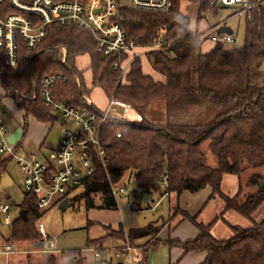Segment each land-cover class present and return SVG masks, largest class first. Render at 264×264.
I'll list each match as a JSON object with an SVG mask.
<instances>
[{"label": "trees", "instance_id": "1", "mask_svg": "<svg viewBox=\"0 0 264 264\" xmlns=\"http://www.w3.org/2000/svg\"><path fill=\"white\" fill-rule=\"evenodd\" d=\"M183 1L200 3L197 20L207 13L214 16L219 10L210 7L208 0H172L171 7L164 12L134 9L126 5V0H117L128 41L138 46L152 45L160 27L166 26L167 48L147 52L152 67L165 78L164 82L144 74L139 57L131 63L126 82H120L122 70L115 68L114 63H121L126 55L99 51L96 39L86 28L75 25L58 28L51 24L36 49H28L22 37H17L16 67L6 65L5 51L0 50L1 86L5 90L15 89L12 100L24 110L25 116L33 115L43 122L60 121L44 105L41 95L43 78L52 74L63 76L54 85L58 100L85 108L83 95L89 96L92 87L97 86L109 99L128 104L142 117L135 121L108 119L102 126L100 144L107 164L103 167L98 163L97 172L89 179L103 183L102 190H98L102 208H117V196L111 185H119L129 175L140 193L152 195L196 193L210 186L212 195L223 198L227 208L250 218L264 201V186L259 185L263 176L258 173L250 176L248 183L258 187L243 201L239 199L241 191L234 197L225 195L221 181L224 174L240 176L247 168L264 166V8L255 9L252 19H245L242 45L227 47L217 43L204 53L190 18L181 12ZM4 5L8 7L7 1ZM10 12L14 10L9 9ZM228 31L224 24L219 33ZM61 47L66 49L65 62ZM83 56L90 58V89L77 65L78 58ZM159 104L164 106L165 124L145 117L149 108ZM91 106L97 108L93 103ZM206 142L217 158V167L205 163L202 145ZM8 164L9 159L0 160V179ZM24 192L26 198L20 207L26 211V217L18 214L12 218L5 240L31 244L41 240L37 222L49 208L40 210L36 194ZM84 197L88 207H95L90 192ZM175 214H182L200 233L194 240H170L168 244L182 246L185 252H206L201 264H264V219L247 229L233 227V238L217 240L211 235L210 225L198 222L179 206ZM2 222L0 215V225ZM105 228L109 231L106 236L87 238V243L102 244L110 237L125 239L122 228L116 231L109 226ZM159 230V226L149 224L129 229L126 235L133 246L145 247L152 241L149 249L156 250L155 236ZM144 237L151 239L143 246L135 244V240ZM81 255L80 250L67 249L60 255L52 253L42 264H85Z\"/></svg>", "mask_w": 264, "mask_h": 264}, {"label": "built area", "instance_id": "2", "mask_svg": "<svg viewBox=\"0 0 264 264\" xmlns=\"http://www.w3.org/2000/svg\"><path fill=\"white\" fill-rule=\"evenodd\" d=\"M5 1L7 6L5 7ZM221 0H208L210 7H219ZM127 6L146 11H167L172 0H127ZM230 6L237 7L235 15L245 19H252L255 9L264 8V0H225ZM9 9L14 12L9 13ZM117 0H0V50L5 51V62L10 68L18 64L17 37L24 40L28 49H36L40 42L48 34V26L75 25L78 28H86L97 41V49L104 54L117 53L126 55L121 63H114V67L122 70L119 81H125L126 74L130 70L131 63L141 53L149 51L165 50L164 37L166 26H161L155 36L152 45L138 46L133 41H128L125 30L120 22ZM225 23L215 26L207 32H195L196 39L201 41L205 36L211 35V40L217 43L234 45L238 39L233 32L219 33ZM205 31V30H204ZM63 51L65 62L66 49ZM129 61L127 62V60ZM60 75L45 76L41 82V95L46 107H49L54 115L58 116L61 123H66L62 138L53 151L51 159L41 160L35 151L25 150L21 154L16 153L17 144H10L8 138L11 134L7 125L0 119V154L14 157L24 174V191L36 194L37 206L40 210H46L59 200L69 198L77 188H88L94 181L89 180L97 172L98 163L106 167L107 158L105 150L101 147L100 136L102 126L108 119H115L110 113L113 105L129 108V105L109 99L105 110L93 108L92 101L87 95H83L85 108L69 105L55 97L54 85ZM79 82V79H77ZM118 136L120 134L118 133ZM88 181V182H87ZM53 189V190H52ZM112 192L118 195L117 187L111 185ZM52 190V192H50ZM124 192L123 188L119 189ZM11 205L0 203V215L3 223L10 227ZM41 240L31 245L38 248L44 256L56 251L54 241L50 238L44 224L37 222ZM124 244L114 250L113 257L120 260L128 257L130 264H147L149 245L145 247L133 246L126 233ZM81 251V250H80ZM14 244L9 241L2 242L0 253L7 258L14 254ZM97 264H102V250L93 249ZM81 259L86 262V256L81 251ZM106 264H112L111 258Z\"/></svg>", "mask_w": 264, "mask_h": 264}, {"label": "rangeland", "instance_id": "3", "mask_svg": "<svg viewBox=\"0 0 264 264\" xmlns=\"http://www.w3.org/2000/svg\"><path fill=\"white\" fill-rule=\"evenodd\" d=\"M126 3H128L127 0ZM199 7V2L183 1L181 3V12L190 18L193 31L203 33L207 32V29L213 30L215 26L225 23L227 28L233 31V36L238 39L236 45H242L244 41L245 18L235 15L238 9L237 7L230 6L225 2V0H221L219 2V7H215V9H219L216 15L211 16L212 14L207 13L204 18L197 20ZM215 44L216 43L211 40V35L205 36L200 41V49L202 52H208L213 49ZM225 46L229 47L231 45L225 44ZM140 59L143 72L146 75L152 76L156 81L164 80V77L154 70L146 53H141ZM128 61L129 59L127 62ZM77 65L78 68L82 70L85 82H87V87L90 89L92 87L90 86V58L88 56L78 58ZM123 82L126 81L123 79ZM0 91V119L7 125L11 133L21 124L25 125L27 128L23 138L17 143L15 150L16 153L21 154L25 150H33L38 153L41 160H50L53 151L60 142L67 124L61 122H55L54 124L52 122L43 123L36 121L33 115L25 116L24 110L19 109L13 104L12 96L15 89L10 87L8 90H5L4 88L2 89L0 84ZM89 98L96 107L98 106L100 108V110H105L109 104V98L103 90L97 86L92 87V90L89 93ZM110 112V114L114 118H118V120L125 119L127 116H129L131 120H140L142 118L133 108H122L113 105ZM145 117L158 124H165L166 118L163 104H159L157 107L149 108V110L145 112ZM36 125H39V128L35 129ZM37 139H39V141L41 140L40 144H38L39 141H36ZM202 150L205 154V163L210 166H217V158L211 152L209 142L202 145ZM3 159H9V164L0 179V196L2 198V202H6L11 205L10 216L11 218H15L18 214H20V206L26 198L23 187L24 174L14 157L0 154V160ZM254 173L261 174L264 178V166L260 168H247L243 171L241 174L242 193L240 196L241 198L239 197L240 201L244 200V196L242 195L245 193H251L257 189L258 186L248 183L250 176ZM231 176L233 177V181H235L234 188L237 190V177L233 175L227 177ZM234 178L236 180H234ZM229 185L226 183L224 184V190L227 192H231L232 190ZM116 187L118 190V195L116 197V209H106L101 207L102 202L100 191H90V197L94 200L95 207H88L86 198L84 197L87 189L81 186L77 187L70 194L69 198L73 200L67 207L60 208L59 204H57L51 206L45 212V214L40 218V221L44 224L50 238L54 241L56 248L60 250H81L87 259L85 264H94L96 260L94 258L93 249L102 248V264H106V260L108 258L112 259V264H118L119 260L113 257V253L114 250L118 248L117 245L120 244L119 240L108 238L102 244H88L87 238L96 239L107 235L109 231L105 228V226H109L111 230L122 228L124 231H128L132 227H140L148 224L161 226L163 221L166 222L167 220H170L167 199L163 200L162 204L156 207L155 204L161 196L158 193H155L151 201L138 202L140 191L135 186L133 181L129 179V175H126L121 183H119ZM120 188L124 189L123 193L119 192ZM52 190L50 192H52ZM214 199H218V201L221 200V198L216 196L212 199V201H214ZM207 212L208 208L204 211V213ZM235 215L240 219L247 218L248 220L246 221L249 223L246 226L252 227L256 222L264 219V201L252 213L250 218H243L239 214ZM179 216L180 214L177 215L176 218ZM203 218L204 217L202 216H198L197 220L201 221ZM209 220L210 223L213 219ZM90 221L93 222V224L89 225ZM219 223L221 222H215L211 227V231L214 230L215 226ZM9 228L10 227L4 225L3 222L0 225V250L2 249V241H6L4 239H7L9 236ZM168 232V228H166L161 235V238L167 240L169 238ZM224 238L228 239L227 237H223V239ZM147 239H149V237L139 240L138 244H144ZM13 244L16 253L10 256L9 261L5 255L0 253V264H24V261L21 257H19L20 255L17 250L21 249L23 246L34 248V246L31 245L32 243L27 244L25 242H14ZM123 244L124 242L121 240V245L123 246ZM147 244L151 246L152 241H149ZM120 260L124 264H130L128 257H123ZM147 264H170L169 246L167 244H161L157 250H150L148 253Z\"/></svg>", "mask_w": 264, "mask_h": 264}, {"label": "crops", "instance_id": "4", "mask_svg": "<svg viewBox=\"0 0 264 264\" xmlns=\"http://www.w3.org/2000/svg\"><path fill=\"white\" fill-rule=\"evenodd\" d=\"M208 52H210V51H208ZM204 53H207V52H204ZM159 81H162V80H159ZM164 81H165V78L162 82H164ZM0 84H1V82H0ZM86 84H87V82H86ZM90 86H91V84H90ZM0 94H1V91H0ZM13 104H14V102H13ZM97 109H100V108L98 107ZM33 117L36 121H39L35 116H33ZM115 119L118 120V118H115ZM122 120L135 121V120H131V118L129 116H127V118L122 119ZM39 122H43V121H39ZM43 123H51V122L47 121V122H43ZM19 127H22L24 129L23 124L19 125ZM37 128H39V125H36L35 129H37ZM38 132H40V131H38ZM25 133H26V130H24V134ZM36 141L38 142L39 139H37ZM40 143H41V140L38 142V144H40ZM217 166H218V162H217ZM217 166L212 165L211 167H217ZM230 175L237 177V183H236L237 184V190H236V188H234L235 181H233V179H232L233 177L232 176L227 177ZM234 180H236V179L234 178ZM225 183L228 185L230 184L229 186L232 189L231 192H227L226 190H224V184ZM241 187H242L241 175L240 176L234 175V174H224L223 175V178L221 181V190L225 195H227L229 197H234L235 195H237L239 193V191H242ZM253 192H251V193H253ZM212 194H213L212 188L210 186H206L205 188H203L202 190H200L196 193H192L189 191H183L180 195H177L174 192L169 193V194H165V195L161 196L158 199V201L156 202L155 206L157 207V206H160L162 204L163 200L167 199V201H168V203H167L168 212L170 213V220L171 221L170 220H167L166 222L163 221V224L161 226H159L160 230L156 234L155 237L158 239V245L156 246V250L160 247L161 244L162 245L167 244L169 246V263L170 264H201L207 257V253L204 251L185 252L182 246H178V245L170 246L168 244V241H170V240L181 241V242H187V241L194 240L198 237V235L200 233V230L191 221H189L188 219H184L182 214H180V216L178 218H176V216L179 215V214H175V209L177 206H179L182 210L187 211L190 215L195 216L196 219L198 216L204 217L201 221H198V220L197 221L204 224V225H210L211 235L217 240H228V239L233 238V236H234L233 227L244 228V229H247L250 227V226H246V225H248L249 222L246 221L248 219L245 216H243L242 214H240L239 212H237L233 208H227L226 202L224 201L223 198H221L219 195L213 196ZM248 194H250V193H248ZM246 195H247L246 193L244 195H242V196H244L243 198H245ZM215 196L221 198L222 201L221 200L218 201V199H214V201H212V199ZM240 196H241V194H240ZM208 203H209V206H208ZM207 208H208V212L204 213V211ZM235 214H239L240 216H242L243 218H246V219H240ZM209 219H213L212 222L209 223V221H210ZM215 222H221V223L217 224L215 226L214 230L211 231V227ZM92 224H93V222H92ZM144 226H147V225H144ZM144 226L132 227L130 229L141 228ZM155 226H157V225H155ZM166 228H168V231H169L168 232L169 238L167 240L161 238V235L166 230ZM113 230H118V229H113ZM126 232L127 231H124V233H126ZM219 235H222V236H219ZM101 237H103V236H101ZM223 237H227L228 239H226V238L223 239ZM110 238H114L116 240H119L120 244H118L117 246L118 247L122 246L121 240L124 241L123 239L115 238V237H110ZM144 238H146V237H144ZM141 239H143V238H139V239L135 240V244L138 246H143L151 239V237H149V239H147V241L142 245L138 244V241ZM98 249L101 250L102 248H98ZM17 252L20 255L19 257H21V259H23L24 264H42L49 257V255L44 256L41 252H39L37 247L29 248L27 246H23L21 249L17 250ZM14 253H16V251ZM53 254L60 255L61 252L56 251ZM10 256L8 258L5 256L8 259V261L10 260ZM120 262L123 263L121 260H119L118 263H120Z\"/></svg>", "mask_w": 264, "mask_h": 264}, {"label": "water", "instance_id": "5", "mask_svg": "<svg viewBox=\"0 0 264 264\" xmlns=\"http://www.w3.org/2000/svg\"><path fill=\"white\" fill-rule=\"evenodd\" d=\"M229 33H232L233 31L231 29H229L228 31ZM24 135V129L22 127H18L16 128L9 136L8 141L10 144H17L19 141H21L22 137ZM260 187L264 186V180L260 181ZM103 188V183L100 181H94L88 188L86 193L90 192V191H98V190H102ZM153 199V195L151 193H146V192H141L138 196V202H149ZM70 204L69 198H65L63 199L60 203H59V207L60 208H65ZM20 215L23 216V218L26 217V211L25 210H21ZM118 264H123V263H118Z\"/></svg>", "mask_w": 264, "mask_h": 264}, {"label": "flooded vegetation", "instance_id": "6", "mask_svg": "<svg viewBox=\"0 0 264 264\" xmlns=\"http://www.w3.org/2000/svg\"><path fill=\"white\" fill-rule=\"evenodd\" d=\"M92 181H94V180H92ZM90 186V185H89Z\"/></svg>", "mask_w": 264, "mask_h": 264}]
</instances>
